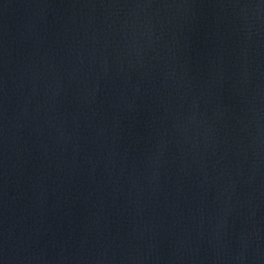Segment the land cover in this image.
Instances as JSON below:
<instances>
[{"label":"water","instance_id":"water-1","mask_svg":"<svg viewBox=\"0 0 264 264\" xmlns=\"http://www.w3.org/2000/svg\"><path fill=\"white\" fill-rule=\"evenodd\" d=\"M0 264H264V0H0Z\"/></svg>","mask_w":264,"mask_h":264}]
</instances>
